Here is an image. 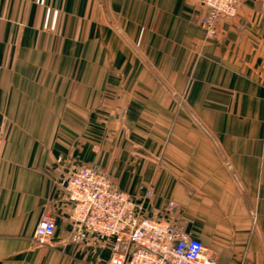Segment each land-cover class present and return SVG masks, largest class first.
I'll return each instance as SVG.
<instances>
[{"label":"crops","instance_id":"crops-1","mask_svg":"<svg viewBox=\"0 0 264 264\" xmlns=\"http://www.w3.org/2000/svg\"><path fill=\"white\" fill-rule=\"evenodd\" d=\"M204 14L199 0H0V264L108 257L56 184L80 164L216 264H264V0L213 36Z\"/></svg>","mask_w":264,"mask_h":264},{"label":"built area","instance_id":"built-area-1","mask_svg":"<svg viewBox=\"0 0 264 264\" xmlns=\"http://www.w3.org/2000/svg\"><path fill=\"white\" fill-rule=\"evenodd\" d=\"M199 1L205 10L200 23L207 36L215 35L219 20L233 18L242 2ZM56 184L72 204L69 219L74 227H81L79 239L109 252L107 258L98 259L99 264H216L214 253L198 238L180 224L147 215L100 169L83 164L72 170L61 167ZM173 206L170 202L168 208ZM54 230V217L43 214L35 241L49 244Z\"/></svg>","mask_w":264,"mask_h":264}]
</instances>
